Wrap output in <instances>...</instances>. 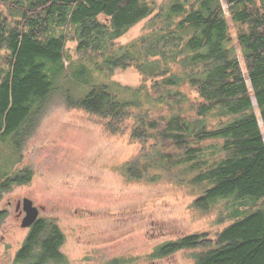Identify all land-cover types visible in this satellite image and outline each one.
<instances>
[{
	"label": "trees",
	"instance_id": "16d2710c",
	"mask_svg": "<svg viewBox=\"0 0 264 264\" xmlns=\"http://www.w3.org/2000/svg\"><path fill=\"white\" fill-rule=\"evenodd\" d=\"M142 21L145 33L121 43ZM128 67L142 83L98 79ZM55 99L113 135L134 115L142 147L120 167L126 182L168 178L200 212L231 200L234 219L213 236L164 241L150 258L189 250L191 264H264V0H0L1 191L31 181L33 169L4 162V146L21 161ZM63 240L40 218L17 258L68 264Z\"/></svg>",
	"mask_w": 264,
	"mask_h": 264
},
{
	"label": "rangeland",
	"instance_id": "374dc122",
	"mask_svg": "<svg viewBox=\"0 0 264 264\" xmlns=\"http://www.w3.org/2000/svg\"><path fill=\"white\" fill-rule=\"evenodd\" d=\"M145 28L144 21L138 23L121 43L138 38ZM230 28L234 35L231 23ZM68 46L76 59L74 43ZM98 79L125 86L142 83L133 67ZM58 85L66 87L62 80ZM149 104L143 101V107ZM134 119L130 117L124 134L113 135L94 115L55 99L22 149L21 161L4 146V162L14 166L22 162L19 168L27 165L34 175L29 183L0 190V210L6 213L0 225V264H15L16 249L28 233L20 225L25 214L17 219L14 211L17 201L25 197L41 207V218L55 220L63 232L60 250L68 264H191L189 250L157 259L149 254L158 244L192 232L208 231L213 236L234 219L230 199L200 212L190 206L194 195L168 178L156 183L126 182L120 167L142 147L130 137Z\"/></svg>",
	"mask_w": 264,
	"mask_h": 264
},
{
	"label": "flooded vegetation",
	"instance_id": "af4514ba",
	"mask_svg": "<svg viewBox=\"0 0 264 264\" xmlns=\"http://www.w3.org/2000/svg\"><path fill=\"white\" fill-rule=\"evenodd\" d=\"M0 190H1V186H0ZM2 191H5V190H2ZM33 205H35L34 202H33ZM35 206H37L38 209H39V214H38V217L36 219V221H37L38 219L41 218V216H40L41 207L38 206V205H35ZM14 211L16 212L17 219H20V217L23 214H25V212L23 210V206H22V199L17 201V203L15 204ZM0 212H5V211L0 210ZM35 222L31 226L26 227L25 229H27V231L29 232L32 229V227L35 225ZM1 224H2V221H1L0 225ZM16 224H17V222H16ZM23 242H24V239L21 241V243L19 244L18 248L16 249L15 256H14L15 264H35V263H31L29 260H24L23 258H20V259L17 258V252L22 248ZM31 258H33V255H29V259H31ZM42 264H54V261L51 260V261H47V262L42 263Z\"/></svg>",
	"mask_w": 264,
	"mask_h": 264
},
{
	"label": "water",
	"instance_id": "95a60500",
	"mask_svg": "<svg viewBox=\"0 0 264 264\" xmlns=\"http://www.w3.org/2000/svg\"><path fill=\"white\" fill-rule=\"evenodd\" d=\"M22 206L25 212L21 220V227L26 228L31 226L37 219L39 214V209L37 206L33 205V201L27 197L22 199Z\"/></svg>",
	"mask_w": 264,
	"mask_h": 264
}]
</instances>
